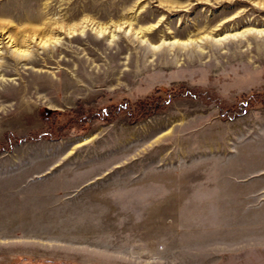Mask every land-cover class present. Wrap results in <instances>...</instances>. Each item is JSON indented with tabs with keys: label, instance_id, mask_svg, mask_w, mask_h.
<instances>
[{
	"label": "rangeland",
	"instance_id": "374dc122",
	"mask_svg": "<svg viewBox=\"0 0 264 264\" xmlns=\"http://www.w3.org/2000/svg\"><path fill=\"white\" fill-rule=\"evenodd\" d=\"M0 94V264H264V0H0Z\"/></svg>",
	"mask_w": 264,
	"mask_h": 264
},
{
	"label": "bare ground",
	"instance_id": "6f19581e",
	"mask_svg": "<svg viewBox=\"0 0 264 264\" xmlns=\"http://www.w3.org/2000/svg\"><path fill=\"white\" fill-rule=\"evenodd\" d=\"M37 30L38 29H36V32H37ZM95 30V29H94ZM39 31V30H38ZM35 31L33 30V33H34ZM69 32V31H68ZM33 33H31V34H33ZM44 32H42V34H43ZM82 33V32H81ZM98 35L99 34H103L104 33V31L103 30H101V29H99L97 32H96ZM37 34H39V33H37ZM36 34V35H37ZM68 34H70V33H68ZM72 34V33H71ZM30 36V35H29ZM32 36V35H31ZM40 36H42V37H40L39 38V40L37 41L36 40V43H37V45H39L41 48H45L47 45H50V44H54V45H56L57 43H59V41H60V39L59 38H57V37H52V38H49L48 39V37L46 38L45 37V33L43 34V35H40ZM33 37V36H32ZM36 37V36H35ZM39 37V36H38ZM29 38V37H28ZM210 38V37H209ZM227 37H224L223 39H226ZM30 40V39H29ZM32 41L30 42V43H32L33 41H34V38H32L31 39ZM196 41H198V40H196ZM213 41V40H212ZM218 42L219 41H221V39H218L217 40ZM24 42V41H23ZM27 42V41H26ZM163 44V43H162ZM170 44V43H169ZM174 44V43H173ZM188 42L187 43H183V45L184 46H188ZM191 44V43H190ZM31 46V45H29V44H26V45H24V46H26L24 49H21V50H18V49H16L15 50V54L16 55H18V58H27V57H31L30 56V54H31V51H30V47H28V46ZM34 45V44H33ZM32 45V46H33ZM182 45V44H181ZM183 45H182V47H183ZM36 46V45H35ZM173 47V46H172ZM50 50V49H49ZM36 53V52H35ZM33 83V82H32ZM18 88V87H17ZM19 91H20V89H19ZM17 92V91H16ZM29 92V91H28ZM1 95V94H0ZM16 98H19V96L18 95H16ZM17 102V101H16ZM16 102H15V104H16ZM21 102V101H20ZM22 104V103H21ZM103 195V194H102ZM106 195V194H105ZM182 208V207H181ZM188 208V207H187ZM191 209V208H190ZM189 209V210H190ZM188 210V211H189ZM187 211V212H188ZM185 213V212H184ZM184 213H183V215H184ZM182 214V213H181Z\"/></svg>",
	"mask_w": 264,
	"mask_h": 264
},
{
	"label": "trees",
	"instance_id": "16d2710c",
	"mask_svg": "<svg viewBox=\"0 0 264 264\" xmlns=\"http://www.w3.org/2000/svg\"><path fill=\"white\" fill-rule=\"evenodd\" d=\"M160 90H157L159 92ZM168 90H166L167 92ZM161 92V91H160ZM165 91H163V94ZM252 97H256V95H252ZM251 97V98H252ZM260 97V96H259ZM157 107V106H156ZM139 109V108H138ZM133 110V108L131 109ZM40 114L43 116L44 121H48L49 126H52L53 124L58 123L59 117L62 116V113L59 111H50L48 109H42Z\"/></svg>",
	"mask_w": 264,
	"mask_h": 264
}]
</instances>
